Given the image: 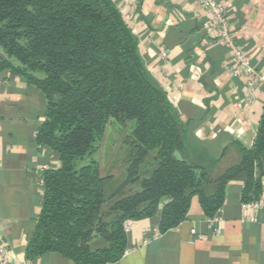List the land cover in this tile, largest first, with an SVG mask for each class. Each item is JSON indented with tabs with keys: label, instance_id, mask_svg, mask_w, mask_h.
I'll return each instance as SVG.
<instances>
[{
	"label": "trees",
	"instance_id": "1",
	"mask_svg": "<svg viewBox=\"0 0 264 264\" xmlns=\"http://www.w3.org/2000/svg\"><path fill=\"white\" fill-rule=\"evenodd\" d=\"M0 49V73L44 97L36 143L60 162L42 174L29 262L55 253L73 264L117 263L126 221L159 214L166 232L186 220L195 197L212 219L233 181L243 183L242 203L262 197L264 109L251 148L233 143L235 165L190 146L188 122L111 0H0Z\"/></svg>",
	"mask_w": 264,
	"mask_h": 264
},
{
	"label": "crops",
	"instance_id": "2",
	"mask_svg": "<svg viewBox=\"0 0 264 264\" xmlns=\"http://www.w3.org/2000/svg\"><path fill=\"white\" fill-rule=\"evenodd\" d=\"M111 1L136 36L147 71L188 122L190 146L221 160L225 168L238 163L233 143L253 145L264 109V81L254 103L245 106L244 80L229 76L227 49L201 30L205 17L194 16L197 0ZM217 1L227 6L233 40L264 77V0ZM45 105L35 87L0 73V242L15 264H73L55 253L26 259L41 211L42 174L60 167L56 155L36 143ZM261 183L263 205L256 210L243 209V183L233 181L212 219L203 215L195 197L186 220L166 232L159 231V214L126 221L127 248L113 264H264V177Z\"/></svg>",
	"mask_w": 264,
	"mask_h": 264
},
{
	"label": "built area",
	"instance_id": "3",
	"mask_svg": "<svg viewBox=\"0 0 264 264\" xmlns=\"http://www.w3.org/2000/svg\"><path fill=\"white\" fill-rule=\"evenodd\" d=\"M199 12L194 14L201 23V30L214 44L223 45L228 52L225 68L233 79H243L244 105L250 107L255 101V92L262 85L264 77L254 69L244 49L239 47L232 38L231 23L227 6L217 0H197ZM204 14V15H203ZM161 56L166 59V53ZM40 186L43 188L42 178ZM263 205L261 200L244 204L243 209H258ZM214 234H218L215 230ZM0 264H15L9 259L8 250L4 242H0Z\"/></svg>",
	"mask_w": 264,
	"mask_h": 264
},
{
	"label": "rangeland",
	"instance_id": "4",
	"mask_svg": "<svg viewBox=\"0 0 264 264\" xmlns=\"http://www.w3.org/2000/svg\"><path fill=\"white\" fill-rule=\"evenodd\" d=\"M0 54H3L2 51H1V49H0ZM114 136H115V135H113V133L111 132L110 135L107 136V140L110 139V138H108V137H114ZM107 142H108V141H106V143H107ZM92 158H94V159L97 160V159H98V152H96V153L92 156ZM113 172H115V171H113ZM112 189H113V188H111L110 190H112Z\"/></svg>",
	"mask_w": 264,
	"mask_h": 264
}]
</instances>
